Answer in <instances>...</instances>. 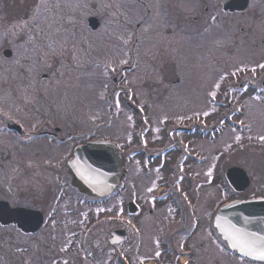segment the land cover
I'll use <instances>...</instances> for the list:
<instances>
[{
    "label": "flooded vegetation",
    "instance_id": "flooded-vegetation-1",
    "mask_svg": "<svg viewBox=\"0 0 264 264\" xmlns=\"http://www.w3.org/2000/svg\"><path fill=\"white\" fill-rule=\"evenodd\" d=\"M125 3L127 7L144 5L146 13L136 20L133 29L131 25L119 26L113 33L117 36L116 46L122 49L119 59L124 62L125 55H130L129 62L121 64V70L143 69L142 73L134 72V77L137 82L145 78L148 85L153 83L150 96L156 93V82L166 86V93L172 92L168 89L182 82L194 52L207 64L224 62L219 57L225 54L229 57L225 61L234 63L236 71L222 82L225 86L219 85L212 102L220 106L223 101L228 107L240 103L243 109L249 110L256 104L264 114V68L260 67L264 64V0H125ZM84 4L90 10L99 6L94 0H85ZM59 6L56 0H0V103L7 96L10 104L0 105V264H264V260L239 253L223 238L215 221L222 204L215 206L221 189L212 193V199L209 197L211 192L206 196L205 182L200 179L202 170L184 169L185 153V157H180L182 169L175 164L173 174L165 167L169 158L160 166L165 167L159 173L166 180L163 185L152 187H155L153 194L162 209H156L157 217L150 220V229L146 228L148 238L143 243L142 229L126 219L127 211L151 215L153 208L145 206L143 194L137 204L131 193L125 200V193L123 197L121 192L117 197L123 201L115 203L107 201L110 194L91 196L71 183L68 161L80 142L76 141L78 132L64 126L67 114L59 106L60 95L55 94L54 89L59 86L63 71L69 67L75 69L78 65L92 75L94 65L98 64L101 73L103 70L106 74L109 63L99 64L104 56L102 52L95 53L91 47L92 35L104 29L105 16L103 20L100 12H90L85 17V29L91 37H86L84 51L87 54L85 64H82L83 58L75 57L81 54L75 46L77 38L62 40L58 26L62 22V5ZM105 6L108 8V1ZM35 10L41 16L40 25L10 24L14 13L26 19L30 13H36ZM74 13L83 11L75 9ZM92 16L96 17L95 22L89 24ZM144 26L148 27L145 33ZM107 29L110 33L109 26H105L104 34ZM132 33L133 41L128 44L126 37ZM144 44L151 45L148 56L153 62L150 60L149 66L143 68L139 60L141 53L137 50ZM237 65H246L248 70L240 74ZM16 66H20L21 74L13 72ZM26 66H43L44 69L39 75L31 76L22 73ZM146 68H151L150 72ZM74 71L77 73V69ZM238 74L242 79H237ZM124 76V72L118 71L111 77L115 82L122 81ZM100 81L103 84L101 78ZM103 86L108 87L105 83ZM3 87H6L4 96ZM120 90L115 87L106 96L101 92L100 105L109 117V112L114 114L117 107L112 93ZM234 91H241L246 96L231 101ZM131 96L128 94L124 102L143 124L145 118L140 106L135 105L136 99L131 101ZM221 111L235 112L234 108L229 111L219 109ZM144 112L148 113L146 109ZM147 118L150 120L151 117ZM192 121L191 125L182 122L175 127L169 125V128L164 124L168 128L166 135L172 136L173 130H190L192 124L199 125L198 121ZM69 123L73 126L72 120ZM103 124L107 125V122L103 121ZM211 127L215 132L216 123ZM146 130L141 127L140 142L134 151L139 157L153 158L156 156L154 151L149 152L142 146L144 138L141 134ZM172 142L183 146L181 139H170L163 147L165 153L173 150ZM118 145L127 160L130 151L119 142ZM161 148L155 151L158 153ZM201 162L199 159V164ZM250 186L251 179L243 190L233 188L240 196L235 198L264 195L251 194ZM129 200L134 201V212L129 210ZM127 223L137 226L134 237ZM110 224L113 227L109 228ZM116 229L120 230L121 237L113 242L112 232ZM132 238L137 257L129 260L127 243ZM111 254L112 262L109 261Z\"/></svg>",
    "mask_w": 264,
    "mask_h": 264
},
{
    "label": "rangeland",
    "instance_id": "rangeland-1",
    "mask_svg": "<svg viewBox=\"0 0 264 264\" xmlns=\"http://www.w3.org/2000/svg\"><path fill=\"white\" fill-rule=\"evenodd\" d=\"M107 1L108 8H105ZM107 1L94 0L99 6L97 9L90 10L84 4L85 0H56L59 8V5H62L60 11L62 22L58 24L62 40L67 41L70 37L77 38L75 46L79 47L81 54L75 57H78V59L83 58L81 61L82 64H85L84 57L87 54L84 51L86 37L87 39L91 37L85 29L87 26L85 17L90 12H100L103 20L105 16V25L103 23L104 26H102L104 29H99L97 31L98 33L92 35L91 47L97 54L102 52L104 57L98 63H109V70L106 74H104L103 70L101 73V66L95 64L91 75V73L85 72V68L81 69L78 65L75 68L77 69V73L74 71V67H69L63 71L61 82L59 81V86L54 89L55 94L60 95V98L57 99L59 106L64 108L63 110L67 114L64 126L78 132L77 142L84 141L87 138H114L127 151H130L127 156V171L122 185L114 193L109 195L107 201H113L115 203L122 202L123 200L117 196L123 192V197L125 193V200H128L127 194L131 193L135 201H137V204H139V197L143 194L146 201L145 206L151 205L153 208L151 215L141 216L136 213L131 214L128 211L126 214V219L132 220L131 222H134L139 229H142L141 235H143V243L148 238L146 228L148 230L150 229V220L156 219L157 210L161 211L160 208L162 209L154 197L153 193L156 190L152 186L164 184L163 181L166 179L161 178L163 174H160L159 171L165 169V167L167 171H171L170 174H173L176 168L175 164H178L180 169H182L180 157L183 156V153L186 154V157L183 156L186 158L184 169L189 171L195 169L202 170L200 179L205 182L203 187H205L204 191H207L206 196H208V192H211L209 197L212 199V193L221 189L216 199V207H218L220 202L240 197L230 186L225 175L226 168L231 164L240 165L247 171L251 179V186L249 188L251 194H264V140L260 139L261 136H264V114H262V111L260 112V105L252 104L250 110L247 108H244V110V106L240 103H237L233 107H228L223 101H220V106H218L219 103L212 102L213 97L217 95L216 90L218 87L216 85L222 84L225 79L235 73V64L225 61L229 59L225 54L219 57L224 62L220 64H207L200 59V54L194 52L191 56L192 60L187 63L188 70L182 82L172 88L170 87L168 90H172V92L168 93H166V86L164 84L156 82L154 86L156 93L150 96L151 91L149 90H152L151 86L153 83L150 82L148 85L147 79L145 78L143 80L138 79L140 81L137 82V78L134 77V72L142 73L143 69L136 66L137 68H134V70H121V64L129 62L130 55H125L126 59L124 62L119 59L118 54L122 49L118 45L116 46L117 36L113 34L117 32L119 26L128 27L131 25L130 28L133 29L136 20L146 13V9L144 5L135 6L132 4L131 7H127L125 6V0ZM75 9L83 11V13H74ZM35 11L36 13H30L26 19H21L18 17V13H14L16 15L12 18L13 21L10 24L15 26L40 25L41 16L37 13V10ZM68 13H70L69 16H67ZM105 26H109V34V29H107L105 34L103 33ZM147 29L148 27L144 26V33L148 31ZM83 30L84 33L81 34ZM128 32L129 30H127ZM133 38V33L129 35V38L126 37L128 44L133 41ZM139 48L137 52L139 51L141 53L139 58L141 67H148L150 60L153 62L151 56H148L151 45L144 44ZM246 67V65H237V70H239L240 74L241 72L246 73V70H248ZM43 69V66H26L25 71L22 73L36 76ZM146 69L149 72L151 70V68ZM118 71L125 73L124 79L114 82L111 76ZM13 72L21 74L20 66H16ZM152 73L155 74V71L153 70ZM240 74L237 76L239 80L242 79ZM100 78L103 84H101ZM104 83L108 85L107 89L103 86ZM1 84L2 82H0ZM121 85L125 88H121ZM115 87L121 90L119 93L117 91L112 93L115 95L117 107L114 114H110L109 112L110 118L105 114L107 111H102L100 105L101 92L103 91L102 93L106 96L107 92H112V89ZM18 89L21 90L20 88ZM222 89L224 88L222 87ZM210 90L213 92H209ZM1 92L4 96L6 94V87H3ZM234 92L233 98L230 99L231 101L240 100L246 96L241 91ZM212 93H215V95H212ZM128 94H132L130 97L131 101H135L136 99L135 105L140 106L141 114L145 118L143 124H140L136 114L127 108L124 99ZM0 105L4 107L10 105L7 103V96H4ZM111 108H109V111ZM231 108H234V113L226 111L219 112V109L229 111ZM145 109L148 112L147 114L144 112ZM147 116L151 117L150 120ZM200 116L204 117L199 119ZM71 120L73 121V126L69 123ZM192 120L198 121L199 125L192 124L193 127L190 130H173L172 136L166 135V130L171 127L169 125L175 127V125L182 122L191 125L193 123ZM103 121L107 122V125L103 124ZM259 121H261V124H258ZM214 123H216V127H214L215 132L211 127ZM164 124L168 125V128ZM141 127L147 128L145 134H141L142 138H144V141L142 140V146H145L149 152L154 151L156 156L153 158L135 155L134 149L138 147L140 142L138 133L141 132ZM177 138L182 140L183 146L172 142L174 144L171 146L173 150L165 153L163 150L165 144L170 142V139L175 140ZM73 142L75 141L73 140ZM159 148L162 151L157 153L155 150ZM132 149L133 151L131 152ZM204 153L205 157H203ZM166 158H169L170 161H167L168 163L165 164L164 159ZM199 159L203 161L200 164ZM163 163L165 167L161 168L160 166ZM165 207L167 206L165 205ZM137 217H141L144 221L138 220L139 218ZM165 217L164 215L163 220H165ZM135 224H126L127 228L133 233L132 237L137 232V226ZM111 227H113V224L109 225V228ZM131 241L135 242V240L132 238L127 243L129 260L137 257L136 249ZM112 260L111 254L109 261L112 262Z\"/></svg>",
    "mask_w": 264,
    "mask_h": 264
},
{
    "label": "water",
    "instance_id": "water-1",
    "mask_svg": "<svg viewBox=\"0 0 264 264\" xmlns=\"http://www.w3.org/2000/svg\"><path fill=\"white\" fill-rule=\"evenodd\" d=\"M91 24L94 23L91 21ZM124 160V155L116 142L109 139L89 140L78 146L74 158L69 162L73 173L72 182L81 191L89 194L111 192L123 176ZM226 175L229 182L237 189L248 185L249 177L241 166H230ZM130 209L133 210L132 204ZM216 224L232 247H234L232 238L234 229H240L254 236H264V196L224 203L216 215ZM119 232V230L113 231L112 240L118 241L121 237ZM235 248L246 254L238 246Z\"/></svg>",
    "mask_w": 264,
    "mask_h": 264
},
{
    "label": "snow or ice",
    "instance_id": "snow-or-ice-1",
    "mask_svg": "<svg viewBox=\"0 0 264 264\" xmlns=\"http://www.w3.org/2000/svg\"><path fill=\"white\" fill-rule=\"evenodd\" d=\"M260 67L264 68V64L260 65ZM253 71H255V69H253ZM216 87H219V85H216ZM212 95H215V93H212ZM237 139H239V137H237ZM260 139L264 140V136H261ZM232 238L234 240V247L238 246L242 252L253 256L255 259L264 260V236H254L240 229H234Z\"/></svg>",
    "mask_w": 264,
    "mask_h": 264
}]
</instances>
